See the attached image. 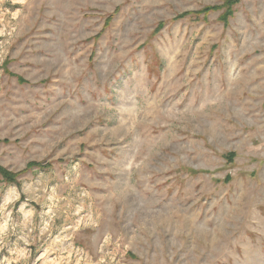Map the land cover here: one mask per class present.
Returning a JSON list of instances; mask_svg holds the SVG:
<instances>
[{
	"label": "rangeland",
	"instance_id": "obj_1",
	"mask_svg": "<svg viewBox=\"0 0 264 264\" xmlns=\"http://www.w3.org/2000/svg\"><path fill=\"white\" fill-rule=\"evenodd\" d=\"M0 171V264H264V0H0Z\"/></svg>",
	"mask_w": 264,
	"mask_h": 264
},
{
	"label": "trees",
	"instance_id": "obj_2",
	"mask_svg": "<svg viewBox=\"0 0 264 264\" xmlns=\"http://www.w3.org/2000/svg\"><path fill=\"white\" fill-rule=\"evenodd\" d=\"M228 2H230V1H228ZM219 8L218 7H212L211 8V10L212 11H216V10H218ZM210 9H203L202 11H199V12H195V13H200V12H210L209 11ZM204 14H206V13H204ZM33 165H35V164H33ZM0 174H1V176H2V178H3V180H5V181H7V182H13L14 181V176H13V174L12 173H10V172H6V171H0Z\"/></svg>",
	"mask_w": 264,
	"mask_h": 264
}]
</instances>
